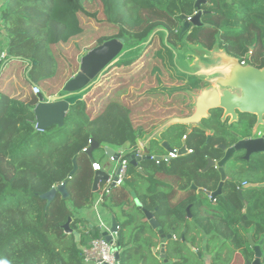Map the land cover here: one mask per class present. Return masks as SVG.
<instances>
[{"label":"trees","instance_id":"1","mask_svg":"<svg viewBox=\"0 0 264 264\" xmlns=\"http://www.w3.org/2000/svg\"><path fill=\"white\" fill-rule=\"evenodd\" d=\"M86 1L5 0L0 8V30L9 41L2 62L4 71L0 75V264H83L82 248L101 237L99 228H91L76 215L78 210L90 207L98 196L93 192V163L99 161L94 153L91 159L84 150L92 139L102 148L136 143L138 129L133 112L117 93L148 65L156 61L169 65L167 71L174 69L173 77L179 85L164 88L172 95L199 91L207 85L203 79L200 81V75L186 73L175 63L177 50L184 43L206 51L222 50L240 65L247 61L248 66L264 68V0H207L201 6L203 25L192 27L183 36V23L196 11L198 0H124L127 20L137 25L129 30L134 35L149 29L148 32L141 38L124 32V53L79 93L82 99L71 106L65 127L39 131L34 114L38 97L32 88L58 75L65 45L88 27H82L81 18L96 16L86 11ZM117 67L126 71L120 74L117 87L112 88L107 76ZM160 69L154 66L152 71L157 73ZM125 74L128 78L124 80ZM41 90V95L46 96ZM158 92L160 90L151 95L156 96ZM223 113L222 109L214 110L206 120L208 128H193L186 141L192 154L163 166L156 165L154 160H145L140 167L144 165L141 168L145 173L150 167L151 177L166 174L169 178L186 179L185 187L192 181L200 187L203 183L199 178H203L202 188L208 189L209 179L212 190L216 189L220 174L215 168L203 172L207 160L220 161L224 157L222 147L229 148L240 140L233 131L240 126L250 128L257 122L256 116L243 114H239L236 122L224 121ZM188 127L170 123L160 146L164 141L182 144ZM208 131L211 133L209 144ZM248 136L246 131L243 137ZM135 152L129 150L123 157L129 158ZM152 156L149 150L147 157ZM241 156L238 153L235 159L240 161ZM258 156L263 157L256 155L255 158ZM198 158L206 164L203 170L194 166ZM75 160L78 169L70 178ZM246 169L254 172L253 175L261 174L264 158L246 163ZM129 176L127 185L114 192L110 199L105 197L102 204L110 200L125 217L122 223L117 221L118 242L123 248L120 264H163L157 256V261L156 257L149 256L153 248H160L164 241L158 231L151 228L142 210L131 212V208L137 207L133 191L144 209L155 212L160 229L165 234L173 232L176 237V240L166 241V259L171 264H201L188 244L195 247L202 237L230 238L238 248L240 230L253 231L256 204L264 208L263 190L258 192L251 188L244 192L249 202L244 212L238 188L231 179L225 184L222 196L217 198V204L208 208L205 205L208 202L194 190L177 194L172 187L152 189L151 178L131 165ZM263 181V178L256 179L254 183ZM64 183L68 199L58 193L48 204L42 198ZM189 207L192 218L187 214ZM204 208L208 216L202 214ZM69 219H72V232L80 233L79 243L73 233L64 231ZM80 225H84V229Z\"/></svg>","mask_w":264,"mask_h":264},{"label":"water","instance_id":"2","mask_svg":"<svg viewBox=\"0 0 264 264\" xmlns=\"http://www.w3.org/2000/svg\"><path fill=\"white\" fill-rule=\"evenodd\" d=\"M207 0H198L195 5V9L198 13L192 18L190 22H185L181 31V36H183L192 27L202 26L201 21L203 11L201 6L206 4ZM126 40L124 38L112 39L106 41L102 45L90 50L82 59L80 64V70L72 79H70L64 86L63 92L66 96L52 97L48 98L46 96H38V104L34 110L36 117V129L39 131H47L48 129L58 127L63 128L66 124V117L70 111L71 106L75 105L82 96L79 93L87 89L97 78H99L109 67L121 56L125 48ZM254 49L253 47L251 48ZM240 65V64H239ZM235 79L231 85H227L222 92L217 89L205 90L198 98L196 104V110L193 115L186 118L177 119L176 122L184 124L187 126L198 125L203 119H208L209 113L211 111L222 109L224 111L223 120L232 117L231 122L238 121L239 114L243 115H253L257 117L258 126L264 125V69H258L252 66H242L235 73L233 77ZM230 88L236 89L239 92L234 93ZM192 132V129L187 131V135ZM161 147L165 152H167L166 161L171 163L172 157L169 154H176L177 157H184L189 155V150L187 149V143L185 140L182 142V146L179 149L172 148L169 142L164 141ZM100 144L96 143L94 139L90 141V146L84 152L92 159L93 153L96 150L101 149ZM106 156L108 158H113L115 161L120 159V154L116 153L110 147H103ZM224 151V157L220 161L213 159H208L207 167L204 173H207L210 168H215L218 170L221 176V183L216 192H210L206 188H198L197 185L193 184L191 189L197 192L198 195H204L207 198H211L214 201L219 195H222V189L227 181V173L237 172L240 163L251 162V159L256 155L264 154V136L256 139H243L239 140L233 146L227 148L222 147ZM240 153L244 155L240 161L235 159V156ZM163 159L161 156L153 157H142L135 154L131 155L128 160L129 164L133 166L142 175H147L144 170L140 167V164L145 160L160 161ZM229 164V165H228ZM75 169L70 174V178L76 173L78 166L76 160L74 161ZM228 165V166H227ZM111 177V173L101 170L96 171L93 181V192L97 193L99 185L105 183ZM264 186V184L262 185ZM60 193L63 198L68 199L69 193L66 188V184H62L58 187H54L48 193L42 196L43 199L48 201L50 204ZM242 192H240V196ZM132 197L138 209L142 210L149 225L154 231H158L161 240L164 241L159 249L153 248V252L163 260L165 264H171L169 260L166 259V241H171L174 239V234H165L163 229H160L161 224L155 217V212H150L143 208L142 203L137 198L135 192H132ZM191 208L187 209L190 215ZM72 219H69L68 223L64 226V231L66 234L73 233L71 230ZM101 236L107 241L111 242L113 239V234L119 232V224L115 218L112 216V224L110 230L105 228H100ZM76 242H80V233H73ZM251 240V236H249ZM184 240V239H183ZM120 251H117L116 259L118 264H120L121 253L123 248L121 247L120 241L116 243ZM189 248L193 250L191 244Z\"/></svg>","mask_w":264,"mask_h":264},{"label":"rangeland","instance_id":"3","mask_svg":"<svg viewBox=\"0 0 264 264\" xmlns=\"http://www.w3.org/2000/svg\"><path fill=\"white\" fill-rule=\"evenodd\" d=\"M123 4L124 0H87L85 2L84 7L86 11L90 14H95L96 16L81 18L82 27L83 25H88V27L86 30L84 29L83 34H79L72 42L65 45L60 60L58 75L53 79L41 83L40 88L45 91L46 96H62L65 84L72 79L71 77L74 73L79 72L81 59L90 50L102 45L106 41L124 38V32L130 34L133 38H141L146 35L149 29L143 33L135 35L129 30V28L137 27V25L127 20V9ZM158 47H160L159 43ZM186 47L187 43H184L182 47L177 50L175 61L183 71L194 73L196 75H198L196 72L201 73L199 74L201 81L206 77L205 75H211L213 73L223 74L225 69L228 68L230 71L229 75L223 77V82H221L220 78L215 80L220 81V83L225 84V86L232 84L234 80L233 77L240 67L239 62L234 57L223 56L225 58L223 64L221 66L217 65L214 68L211 65L205 67L202 63H200L197 68H191L190 65L195 62V57L190 50H183ZM154 66H159L161 68L160 71L157 73L153 72L152 69ZM168 69H170L169 65H161V63L155 61L148 65L141 75H137L126 86H122V90L117 93V97L123 100L125 104L131 108L133 112V120L137 129H140L142 132L155 138V141L151 144L152 152L155 156L166 155V152L163 151V148L159 145V141H162L163 134L169 130V128H166V124L173 118L190 116V114H187L189 111L188 108H194V100L191 98L190 94V92L194 91H182L175 93L174 95L168 94L164 91V88L170 89L177 83L173 77V71H167ZM199 69H205L207 71L200 72ZM124 71L126 70L117 67L107 76L112 88L117 87L119 82L118 78ZM74 75L76 76V74ZM125 78H128V74H125L123 79L125 80ZM156 90H160V92H158L156 96H152L151 94ZM246 131L249 136L243 137ZM263 131L264 125L258 126L257 120L252 127L243 128L240 126L238 129H235L233 133L239 136L240 140H243L263 137ZM175 143H177V145H171L175 149H179L182 146V144L178 142ZM129 145L130 144H126L125 146L129 148ZM125 146L122 148H115V150L118 152L124 151L123 153H126L128 151L125 150ZM94 157L102 165H106L109 162V158L106 156L103 148L96 150L94 152ZM257 160L258 159H254V161ZM114 167L115 165L113 168ZM113 170L114 169H112V171ZM146 174L152 181L151 171L147 170ZM108 197L109 196H107V198ZM206 204L208 207V203ZM211 204L209 203V207L212 208L213 206ZM238 262L241 263L239 259ZM203 263H208L207 256L203 258Z\"/></svg>","mask_w":264,"mask_h":264},{"label":"crops","instance_id":"4","mask_svg":"<svg viewBox=\"0 0 264 264\" xmlns=\"http://www.w3.org/2000/svg\"><path fill=\"white\" fill-rule=\"evenodd\" d=\"M4 1L5 0H0V2L2 4H4ZM8 45H9V41H8L6 35L0 30V75H1V72L3 70L2 69V62L5 60V55H6V50H7ZM184 50L185 51L186 50H190L191 53L194 54L195 62L190 65L191 68H197L200 63H202L205 67L207 65H211L213 68L215 66H217V65H220L221 66L223 64V62L225 61V58L223 56H227L225 53H223L222 50H220V51H206V50H203L202 48L198 47L197 45H192V44H188V46ZM239 69H240V67H239ZM171 71H173V74H174V69L173 68H171ZM199 71L200 72H206L207 70H205V69H199ZM229 72H230L229 69L226 68L225 71L223 72V74L222 73H213L211 75H205L206 77H204L203 80L207 83V85H205L199 91L190 92L191 98L194 100V102H193L194 108L190 109L187 112V114H190V116L194 114V112L196 110V104H197L198 98L201 96V94L203 93V91H205V90H212V89H217L219 91H222L223 89L227 88V86H225V84H221L220 81H216L215 79L220 78L221 82H223L224 81L223 80V77L226 76V75L228 76L229 75ZM186 73H189V72H186ZM196 73L198 75L201 74V73H198V72H196ZM189 74H194V73H189ZM211 80H214V81H211ZM178 85L179 84L176 83V85H173V86H178ZM46 97L52 98V97H55V96H52V97L46 96ZM182 118H186V117L175 118L173 121H171V123L172 122L177 123L176 120L177 119H182ZM206 120L207 119H203L200 124H198V125H192V126H189L190 128L189 127L188 128L189 129H192V130H193V128H208V123L206 122ZM138 130H139V132H137L138 134H137L136 143L135 144H130L129 145V148L127 146H125L126 147L125 150L129 151V150L136 149V148L137 149H140L142 151V157H145L144 154L146 153L147 146L150 143L154 142L155 141V138L152 137V136H150L147 133L142 132L140 129H138ZM206 136L208 137V132L206 133ZM160 142L161 141H159V145H160ZM105 147H110L116 153H119V154H121V153L124 152V151L118 152V151L115 150V148H122L124 146L118 147V146L105 145ZM150 147H151V145H150ZM151 149H152V147H151ZM166 154H168V153L166 152ZM175 159H177V158H173L172 160H175ZM97 163L101 164L100 162H97ZM113 164L114 163L111 162V160L109 158V162L106 165H102L101 164V166H102L103 170H105V171H107V172H109V173L112 174L113 173L112 169H114L113 166L115 165V164L114 165ZM168 164H170V163H168ZM204 165H206V164L204 162H202L200 160V158H198L196 161H194V166L199 167L200 170H203ZM143 166L144 165L142 164L141 167H143ZM146 170L151 171V168L150 167L149 168H146ZM129 173H130V164H129V168H128V178L130 177L129 176ZM94 176H95V174H94ZM127 179H126L125 183L122 186H120L118 188H115L114 187L112 189L111 193L108 195L109 196V199H110V196L112 194H114V192L120 191L126 185ZM199 180H200V182H202L203 184H205V181H204L203 178H199ZM194 182L195 181H192L191 183L192 184H195ZM191 183H190L189 186H191ZM150 184H151L152 189H153V187L154 188L155 187L160 188L162 186H164V187H166V186L167 187H173V186L176 187L177 186V183H175V179L167 177L166 174H164L163 176H161V175L155 176V177L152 176V181L150 182ZM203 184H200V187L198 186V188H202V186H204ZM96 194H98V192ZM202 198H204L208 202V198L206 196L202 195ZM97 200H98V196H97L96 200L94 201V203L90 207L85 208V209L78 210L76 212V215L79 218H81L84 221H86V223L89 226H91V228L97 227V228L100 229L101 227H103L106 230H110V228H111L112 216H116V219H118L117 221H119V223H122L124 221L125 217H124L123 212L119 208L113 207L112 204H111V202H110V200L108 201V203H105V205L101 206L102 208H98V206H97ZM171 200L174 202V199H171ZM205 205L207 206V204H205ZM136 209H138V208L137 207L136 208L134 207V209L131 208V212L132 213H136L137 212ZM138 210H140V209H138ZM187 214H188V212H187ZM202 214L204 216H208V213L207 212H204ZM190 218H192V216ZM80 227H85V226L84 225L83 226L80 225ZM85 232L87 233V230H85ZM174 238L176 240V237H174ZM205 240H206V238H202L201 244L199 246L196 245L195 248H196V250L200 249L202 251V253H203L201 264H204L203 263V258H205L206 256L208 257V263L207 264H211V258L208 256V253L206 251V247H205V244H204V241ZM181 241L184 242V240H181ZM157 249H159V247ZM157 254H155L154 252H151L149 256L151 258L157 256L158 259H160ZM157 257L154 258V260L157 261ZM230 258H232V259H231V261L228 264H240L238 262V254L237 253L236 254L234 253V255H228L227 257H225V259H224V261L222 263L228 262L230 260ZM162 263L165 264L164 262H162ZM83 264H84V262H83Z\"/></svg>","mask_w":264,"mask_h":264},{"label":"flooded vegetation","instance_id":"5","mask_svg":"<svg viewBox=\"0 0 264 264\" xmlns=\"http://www.w3.org/2000/svg\"><path fill=\"white\" fill-rule=\"evenodd\" d=\"M230 89L234 93L239 92L236 89H232V88H230ZM222 91H220V92H222ZM211 113H212V111L209 113V115ZM174 119L175 118H173L171 121H173ZM227 120H228V118H227ZM229 120H232V117H229ZM171 121L166 124V128L171 123ZM187 131H186V136H184V138H182V140H185V142L187 141V136H188ZM210 136H211V133L208 131V144L210 141ZM168 142H169L170 146L172 144L177 145V143H174L172 141H168ZM151 144L152 143H150L146 148V153L144 154L145 157H147V152L149 150H152L150 147ZM187 149L189 150L190 154L193 153V150L189 149L188 147H187ZM131 151L133 152V149ZM132 154H134V153H132ZM152 155H153L152 156L153 158L157 157L154 155L153 152H152ZM261 155L263 157H259V156H258V158L253 157L251 159V162L254 161V159L264 158V154H261ZM159 156H161L163 159L156 162V165H158V166L165 165V163H167V161L165 159L167 154L166 155H159ZM243 156L244 155H242L240 158H242ZM176 158H179V157L176 156ZM251 162H249V163H251ZM246 163H248V162L243 161L240 163V167H239L237 173H235L231 176L227 175V181L229 179L233 180L234 184L238 188V191H239L238 194H239L240 199L242 200L244 212H245V209L249 207V202H248L247 198L245 199V193L244 192H246L248 189H251V188L257 189L256 191H258V192H261L262 190L264 191V186H262L264 184V181L262 183H257V184L254 183V181L256 179H262V178L264 179V172H262L261 174H258V175H253L254 172L248 171V169H246ZM227 181L225 182V184L227 183ZM175 183H177V186L176 187L173 186L172 188L176 191L177 194H181V193H185L187 191H190L191 187L193 185L191 183V186L188 185L185 187V185L187 183L186 179H182L180 177L175 178ZM220 183H221V176H220V182H219L218 186L216 187V189L212 190V184L208 179V191L216 192L219 188ZM225 184H224V186H225ZM224 186L222 189V194L224 191ZM263 191H262V193H264ZM240 192H242L241 196H240ZM219 196H222V195H219ZM217 198L214 201H212L211 198L208 197V208H210L209 203L210 204L212 203L211 205H213V206L217 204ZM258 204H260V203H258ZM258 204H256L257 208H256L255 213L257 215V218L255 220L253 231L246 233V232L240 230L241 235L239 236L240 239L238 237V239H239L238 248L235 247L232 239H230V238L214 237L213 239H211V236H208L206 238V240L204 241V244H205L208 256L211 258V264H220V263L221 264H228L232 258H230V260L228 262H225V263H222V262L224 261L225 257H227L228 255H234V253L238 254V259L241 261L240 264H264V218H263L264 208ZM205 209L206 208H204L202 210V213L207 212ZM249 236H251V240H250ZM202 238H205V237H202ZM202 238H201V240L198 239L197 246H199L201 244ZM183 239H184V237H182L181 240H183ZM188 246H189V244H188ZM192 247H193V245H192ZM190 250L197 254L198 260L201 262L202 256H203L202 251L200 249L196 250L195 247H193V250L192 249H190Z\"/></svg>","mask_w":264,"mask_h":264},{"label":"built area","instance_id":"6","mask_svg":"<svg viewBox=\"0 0 264 264\" xmlns=\"http://www.w3.org/2000/svg\"><path fill=\"white\" fill-rule=\"evenodd\" d=\"M2 3L0 2V8ZM198 13L196 10L194 14L187 18L185 22H190L192 18ZM1 23V19H0ZM184 26V23H183ZM242 66H248L247 61L241 62ZM32 92L35 96H41L42 90L39 86H33ZM138 134V133H137ZM88 147L85 149L87 150ZM84 150V151H85ZM136 152L134 153L137 156H142V151L140 149H133ZM125 153H121L120 159L115 161L113 158H110L111 162L115 164L113 173L109 180L105 183L99 185L98 188V200L97 206L98 208H102L103 200L107 197L112 189L118 188L122 186L126 179L128 178V168H129V160L128 158L123 157ZM172 158H176V154H169ZM94 171H101L103 170L101 164L94 162L93 163ZM103 228V227H101ZM84 229V227H81ZM113 239L111 242L107 241L104 237H99L98 239H94L88 247L82 248V258L84 264H118L116 259L117 251L120 249L116 245L118 243V236L117 234H113Z\"/></svg>","mask_w":264,"mask_h":264},{"label":"clouds","instance_id":"7","mask_svg":"<svg viewBox=\"0 0 264 264\" xmlns=\"http://www.w3.org/2000/svg\"><path fill=\"white\" fill-rule=\"evenodd\" d=\"M96 172V171H95ZM120 228V227H119Z\"/></svg>","mask_w":264,"mask_h":264}]
</instances>
